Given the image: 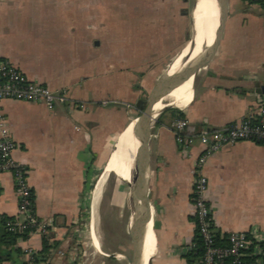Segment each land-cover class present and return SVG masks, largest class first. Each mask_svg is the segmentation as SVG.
<instances>
[{"label":"crops","instance_id":"1","mask_svg":"<svg viewBox=\"0 0 264 264\" xmlns=\"http://www.w3.org/2000/svg\"><path fill=\"white\" fill-rule=\"evenodd\" d=\"M189 1L0 0V60L67 92V100L53 109L42 102L0 100V128L9 131L12 155L26 168L34 212L54 219L41 264H123L77 244L74 232L80 233L85 196L110 159L114 140L162 72H153L157 77L149 85L141 77L150 74L142 70L143 60L173 55L176 63V52L190 44L196 1L190 12ZM228 5L216 54L176 104L187 119L186 134L255 116L264 100V0H228ZM209 46H200L197 62ZM173 119L163 111L149 139L145 188L155 233L152 264H186L181 250L195 235L192 168L201 146L196 142L189 152L182 150ZM203 172L216 234L264 231V143L224 145L207 159ZM1 216L21 218L9 172H0ZM2 236L0 224V264H27L20 249L43 248L44 239L36 233L17 238L13 246H6ZM59 249L64 255L56 253Z\"/></svg>","mask_w":264,"mask_h":264},{"label":"built area","instance_id":"2","mask_svg":"<svg viewBox=\"0 0 264 264\" xmlns=\"http://www.w3.org/2000/svg\"><path fill=\"white\" fill-rule=\"evenodd\" d=\"M3 99L42 102L49 109H53L56 104L67 100V92L54 90L42 82L32 80L13 64L0 60V100ZM102 104H107V101L103 100ZM187 123L185 117H175L171 128L182 150L189 152L196 142L201 146L192 168L194 234L201 237L203 244V253L196 264H264V231L262 230L231 231L225 236L226 244H216V231L207 202L208 179L203 172L207 159L224 145L241 140L264 143V100L259 105L255 116L250 114L239 122L226 126L203 127L196 134H186ZM14 149L15 143L9 131L5 126H1L0 172H9L12 175L18 197V213L21 215V218L8 222V229L17 232L28 230V237L36 233L50 243L51 234L55 230L54 219L40 217L34 212L33 192L27 181L26 168L13 157ZM191 155L188 153V156ZM74 233H77L76 243L79 244L82 232L75 230ZM196 249V242L192 240L181 252L186 253ZM23 252L27 256L28 264H37L34 250L29 247ZM56 253L64 255L60 249Z\"/></svg>","mask_w":264,"mask_h":264},{"label":"bare ground","instance_id":"3","mask_svg":"<svg viewBox=\"0 0 264 264\" xmlns=\"http://www.w3.org/2000/svg\"><path fill=\"white\" fill-rule=\"evenodd\" d=\"M218 6L216 0H197L194 11L192 13L193 21V38L192 43L187 44L181 54L178 56L173 69L168 72L170 74L164 78L161 82V87L165 86L167 82L172 79L183 66H193L197 62L198 55L201 53L200 46H209L206 44V40L213 38V29L216 27L218 20ZM169 68V67H168ZM192 85V84H191ZM189 82L177 87L170 95L175 104H179L183 101L189 92ZM163 97L159 98L153 105L154 110H159L162 106ZM139 122L138 117H133L129 120L126 127L118 135L114 142L110 159L105 164L100 172L99 178L96 181L91 197V213L89 223V234L91 243L95 249L101 251V244L97 236L98 229V213L97 207L101 200L103 188L108 179V176L112 170H116L122 174L125 179L129 178L130 168L133 162L134 153L139 151L142 154V172L138 179V190L144 200L146 198V171H147V140L148 133L143 135L142 139L137 140L133 138V131ZM129 220L132 222L130 230H134V236L140 243L138 253L142 264H147L149 257L154 253V246L152 241V228L150 224L146 229L136 220V218L129 216ZM102 252V251H101ZM105 253V252H102ZM129 261V260H128ZM129 264H131L129 262Z\"/></svg>","mask_w":264,"mask_h":264},{"label":"water","instance_id":"4","mask_svg":"<svg viewBox=\"0 0 264 264\" xmlns=\"http://www.w3.org/2000/svg\"><path fill=\"white\" fill-rule=\"evenodd\" d=\"M216 1L218 6V20L214 30V37L210 46L205 50L204 54L201 56L198 62H196V64L190 67L183 66L180 69V71L172 79H170V81L167 82L165 86L161 88L158 89L155 88V84H156L155 81L152 87L150 88V90L148 91L147 97L142 98L139 101V103L142 102V104L140 105V113L137 116L139 118V122L133 131V138L140 140L142 139L143 135H145L146 132L148 133L149 138L146 142L147 154H149V139H150L151 127L153 123L156 121V119L163 111L177 107L173 99L169 97V95L177 87L183 85L186 82L190 83L191 80H193V78L195 77L196 73L199 70L204 69L217 52V49L219 47L229 17V5H228V0H216ZM191 20H192V16H191ZM192 27H193V21H192ZM191 43H192V39L190 41V45ZM160 97L161 98L163 97L162 100L163 106L159 110H154L152 108V105ZM142 160L143 159L141 152L139 151L135 152L129 172V178L128 179L122 178V182L125 185L124 206L128 213V216L136 218V220H138V222L143 226L144 229H146L148 224H151L152 232L153 235L155 236L153 222H152L151 206L147 202V200H144L142 198L138 190V179L142 172ZM134 233H135L134 230L128 229V234L130 236L131 244H132V248H131L132 252H131V256L128 257V260L131 264H142V261H140V257L138 253V248L140 243L138 242L137 238L134 236ZM154 254H152L149 257L147 264H152V259ZM109 255L114 256L115 253H111Z\"/></svg>","mask_w":264,"mask_h":264},{"label":"rangeland","instance_id":"5","mask_svg":"<svg viewBox=\"0 0 264 264\" xmlns=\"http://www.w3.org/2000/svg\"><path fill=\"white\" fill-rule=\"evenodd\" d=\"M194 1L197 0H191V4L190 1L187 4V9L189 12L191 9V5ZM180 54V50L179 52H176V56H179ZM172 56H170L168 60L159 59L152 61L151 59H144L142 70H145L150 74L145 73L141 77H144V79H148L150 81L148 82L150 85L152 84L153 80L157 77V74L162 70L161 74L157 77L155 84L156 89L160 88L162 80L170 75L168 74V72L173 69V66L175 64V60ZM165 61L166 64H164ZM153 62L157 65L151 66ZM153 72H156L157 74ZM147 87L148 89L145 90L143 98L147 97L148 91L150 90V86ZM139 113L140 108L136 106V108L133 110L132 115H134V117H137ZM116 139L114 140V142L116 141ZM100 172L101 170L97 172L92 186L89 188L85 196L86 201H88V203H85L84 211L86 213L84 212V219L81 221V223L78 224L79 230H81L82 232V236L79 239L82 241V243L84 242L83 244H85L92 252H94L95 250L91 243V238L89 234V223L91 213L90 195L93 191L96 181L99 178ZM122 178H124L122 174L116 170H112L108 176V179L103 188L101 200L97 207V213L99 218L97 236L101 244V251L105 252V255H108L106 257L112 260H117L123 264H129L128 257L131 256L132 244L130 236L128 234V229H130L132 222L129 220V216L124 206L125 185L122 182ZM111 253H115V255L109 256V254Z\"/></svg>","mask_w":264,"mask_h":264},{"label":"trees","instance_id":"6","mask_svg":"<svg viewBox=\"0 0 264 264\" xmlns=\"http://www.w3.org/2000/svg\"><path fill=\"white\" fill-rule=\"evenodd\" d=\"M250 1H254V0H250ZM259 2H263V0H259ZM141 104H142V102L139 103L138 108H140ZM167 111L171 112V114L173 115V118L184 117L183 113L177 108H170V109H167ZM14 220H15L14 217H9V216H1L0 217V224H1L2 229H3L2 242L6 246L7 245L13 246L16 243L17 238H19V237L27 238L29 235L28 230H25L23 232H17V231L9 230L8 229V222H13ZM225 236L226 235L216 234V244H220V245L226 244ZM193 240L196 242L197 249L184 253V257L186 258V264H196L198 259L201 257V254L203 253V244H202L201 237L195 234ZM49 248H50V244L47 243L46 240H43V248L39 252H36V255H35V260H36L37 264L39 262L41 263L44 260V255H45V253H48ZM20 251H21V253H24L21 249H20Z\"/></svg>","mask_w":264,"mask_h":264}]
</instances>
